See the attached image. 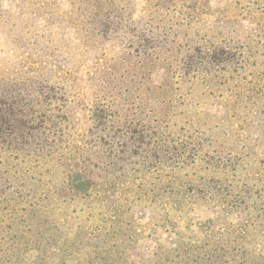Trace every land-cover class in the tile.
I'll list each match as a JSON object with an SVG mask.
<instances>
[{"label": "rangeland", "instance_id": "374dc122", "mask_svg": "<svg viewBox=\"0 0 264 264\" xmlns=\"http://www.w3.org/2000/svg\"><path fill=\"white\" fill-rule=\"evenodd\" d=\"M0 84V264H264V0H0Z\"/></svg>", "mask_w": 264, "mask_h": 264}, {"label": "trees", "instance_id": "16d2710c", "mask_svg": "<svg viewBox=\"0 0 264 264\" xmlns=\"http://www.w3.org/2000/svg\"><path fill=\"white\" fill-rule=\"evenodd\" d=\"M118 15L120 24L124 17ZM118 31L113 34L117 35ZM7 84H0V148L18 149L25 146L42 147L46 144H42V140L30 141L24 136V128L28 129V136L39 132L40 127L43 128V121L36 119L32 114L24 112V108H27L28 103L33 104L32 99H25L23 97L14 96L10 91L4 90L8 88ZM4 88V89H3ZM13 98L14 100L11 101ZM23 103V104H22ZM24 136V137H23ZM24 138V139H23Z\"/></svg>", "mask_w": 264, "mask_h": 264}]
</instances>
